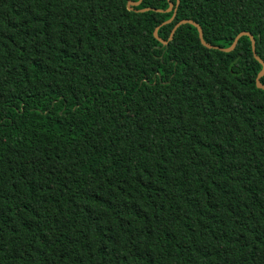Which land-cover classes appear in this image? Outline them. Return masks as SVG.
Masks as SVG:
<instances>
[{
    "label": "trees",
    "instance_id": "obj_1",
    "mask_svg": "<svg viewBox=\"0 0 264 264\" xmlns=\"http://www.w3.org/2000/svg\"><path fill=\"white\" fill-rule=\"evenodd\" d=\"M138 1L0 0V264H264L251 40L154 36L264 61V0Z\"/></svg>",
    "mask_w": 264,
    "mask_h": 264
},
{
    "label": "water",
    "instance_id": "obj_2",
    "mask_svg": "<svg viewBox=\"0 0 264 264\" xmlns=\"http://www.w3.org/2000/svg\"><path fill=\"white\" fill-rule=\"evenodd\" d=\"M142 1H143V0H139V1L136 2V3L129 2V3H128V9H129V10H132V9H133V8H132L133 5L138 6V5L141 4ZM179 3H180V0H177L176 7H175L174 3H173L172 1L169 0V8L167 9V12L174 11V13H173V16H172L168 21H166V22L163 23V25H165V24H170V23L173 22V20H174V18H175V16H176L177 6H178ZM148 10H150V9H149V8H146V9H143L142 11H148ZM186 24H190V25H192V26H194V27L197 28V30H198V32H199V38H200V41H201V43H202L205 47H207V48H209V49H219V50L224 51V52H231V51H233V50L236 48V46H237L239 40H240L243 36H248V37L250 38V40H251V43H252V49H253V52H254V56H255V58H256V59L262 64V67H263V68H262V71L260 72V74H259L258 77H257L256 84H257V87H259V88H261V89H264V85H262V84H261V81H260V79L264 76V61L261 60V59L259 58V56L256 54V43H255V39H254V37L252 36V34L247 33V32H242V33H240V34L235 38L233 44H232L229 48H220V47H218V46H213V45L207 43V42L205 41V39H204V34H203V30H202L201 26H200L197 22H195V21H193V20H190V19H187V20H181L180 22H178V23L174 26V28H173V30H172V32H171V34H170V38H169L168 41H165V40H163L162 38L159 37V35H158L159 27L155 30V32H154V36H155V38H156L158 41H160L163 45L168 46L169 41H171V40L173 39L176 30H177L179 27H181L182 25H186Z\"/></svg>",
    "mask_w": 264,
    "mask_h": 264
}]
</instances>
